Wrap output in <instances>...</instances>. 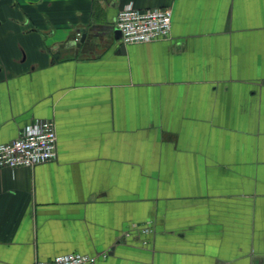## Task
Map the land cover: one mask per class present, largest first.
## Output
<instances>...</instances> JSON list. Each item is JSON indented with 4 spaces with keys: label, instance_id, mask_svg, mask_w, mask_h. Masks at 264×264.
Instances as JSON below:
<instances>
[{
    "label": "crops",
    "instance_id": "0c3cea01",
    "mask_svg": "<svg viewBox=\"0 0 264 264\" xmlns=\"http://www.w3.org/2000/svg\"><path fill=\"white\" fill-rule=\"evenodd\" d=\"M126 4L169 36L123 44ZM40 119L57 157L0 168V264H264V0H0V143Z\"/></svg>",
    "mask_w": 264,
    "mask_h": 264
},
{
    "label": "built area",
    "instance_id": "2783aa9c",
    "mask_svg": "<svg viewBox=\"0 0 264 264\" xmlns=\"http://www.w3.org/2000/svg\"><path fill=\"white\" fill-rule=\"evenodd\" d=\"M115 26L123 44L165 39L171 30L168 7L136 8L122 6L116 13ZM57 157V134L50 119H40L24 127L15 138L0 143V168L33 166ZM97 255L66 253L33 264H96Z\"/></svg>",
    "mask_w": 264,
    "mask_h": 264
},
{
    "label": "water",
    "instance_id": "95a60500",
    "mask_svg": "<svg viewBox=\"0 0 264 264\" xmlns=\"http://www.w3.org/2000/svg\"><path fill=\"white\" fill-rule=\"evenodd\" d=\"M115 32H116V36L118 35V36H120V31L117 29V30H115Z\"/></svg>",
    "mask_w": 264,
    "mask_h": 264
}]
</instances>
